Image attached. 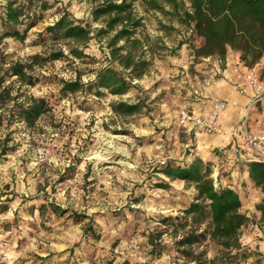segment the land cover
Wrapping results in <instances>:
<instances>
[{
  "label": "rangeland",
  "instance_id": "374dc122",
  "mask_svg": "<svg viewBox=\"0 0 264 264\" xmlns=\"http://www.w3.org/2000/svg\"><path fill=\"white\" fill-rule=\"evenodd\" d=\"M47 1L49 8L23 41L5 37L0 42L8 62H29L33 54L58 49L67 54L34 64L29 70L36 78L32 85L15 76L5 82L13 95L21 93L19 99L43 96L48 107L29 126L16 117L7 121L0 103V264H172L171 254L151 257L146 233L158 217L178 213L196 195L192 185L171 180L159 169L168 160L197 158L186 153L189 137L178 113L197 95L195 64L203 58H194L193 47L202 39L170 14L167 2L158 0L164 10H157L147 0L134 1L141 24L134 34L140 44L133 49L147 59L145 72L131 78L132 88L124 94L105 89L98 96L88 89L62 93L61 80L79 75L85 83L104 65L121 68L110 63L108 35L92 37L76 58L66 41L45 34L63 9L74 22H89L94 34L100 22L91 18L93 0ZM4 3L0 0V6ZM117 101H139L142 108L124 115L112 109ZM208 163L213 180L226 185L230 171ZM161 181L167 186H157ZM257 204L239 230L249 255L226 264H264V219ZM51 205L64 212H53ZM73 213L87 216L77 221ZM88 217L97 238L83 233ZM215 250L208 245L207 255Z\"/></svg>",
  "mask_w": 264,
  "mask_h": 264
},
{
  "label": "trees",
  "instance_id": "16d2710c",
  "mask_svg": "<svg viewBox=\"0 0 264 264\" xmlns=\"http://www.w3.org/2000/svg\"><path fill=\"white\" fill-rule=\"evenodd\" d=\"M93 1L91 18L100 22L94 34L89 22H74L64 9L52 24L45 27V34L54 41H66L69 54L76 58L83 55V47L92 37L108 35L106 45L110 63H116L121 69L113 64L104 65L97 70L93 80L85 83L79 75L61 80L60 90L62 93H75L88 89L98 96L105 89L111 94H124L132 88L131 78L141 77L148 63L133 49L140 44V39L134 35L141 24V18L133 11V2L137 0ZM163 1L171 5L170 14L177 16L179 23L202 39L198 46L193 47L195 59L216 56L224 61L227 51L233 50L239 52V59L245 66L253 67L264 57V0ZM147 3L151 9L164 10L158 0H147ZM48 8L47 0H5L0 6V42L5 37L23 41ZM120 41L124 43L119 44ZM66 56L58 49L48 55L33 54L29 56V62H8L0 47V103L6 107L7 121L16 117L32 126L46 112L48 104L43 96L29 95L19 99L21 93L13 95L6 80L15 76L17 81L32 85L36 78L29 70L34 64L41 66L47 60ZM125 72L130 75L129 79ZM111 107L118 113L132 115L139 113L142 105L139 101H117ZM245 164L248 181L260 189L262 197L255 209L264 219V161L250 158ZM159 170L171 180H182L192 185L196 195L178 213L158 217L155 225L147 229L151 257H159L165 252L171 254L172 264H226L236 258H247L249 249L239 239V230L247 221L246 215L240 211L242 201L227 184L222 185L217 179L214 185L209 163L199 157L180 163L168 160ZM157 186L164 188L167 183L161 181ZM51 210L60 214L64 212L54 205H51ZM72 216L82 221L87 215L73 213ZM92 223V218L88 217L83 233L97 238L99 233ZM210 244L216 247L211 257L207 255Z\"/></svg>",
  "mask_w": 264,
  "mask_h": 264
},
{
  "label": "crops",
  "instance_id": "0c3cea01",
  "mask_svg": "<svg viewBox=\"0 0 264 264\" xmlns=\"http://www.w3.org/2000/svg\"><path fill=\"white\" fill-rule=\"evenodd\" d=\"M253 67L264 79V57ZM195 68L200 76L196 89H193L197 95L186 110L194 115H204L214 101H225V108L218 118L222 132H204L197 139L200 157L204 162H211L215 169L230 171L226 175V184L238 193L242 201L240 211L248 216L253 212L254 205L260 202L262 195L260 189L248 181L245 159L241 157V117L252 98L250 95L238 94L232 85L242 81L245 65L239 59V52L228 50L224 61L207 57L196 63ZM248 125L254 132L264 130V100L251 107ZM183 131L188 135L185 129Z\"/></svg>",
  "mask_w": 264,
  "mask_h": 264
},
{
  "label": "built area",
  "instance_id": "2783aa9c",
  "mask_svg": "<svg viewBox=\"0 0 264 264\" xmlns=\"http://www.w3.org/2000/svg\"><path fill=\"white\" fill-rule=\"evenodd\" d=\"M233 89L240 95H250L251 101L241 117L242 127V150L241 154L245 161L247 159H257L264 161V130L254 132L248 125L250 109L253 105L264 100V79L254 67L245 66V73L240 83L232 85ZM225 108L224 100H216L208 113L204 115H194L186 109H181L178 113L180 125L188 133V141L185 150L191 157H199L200 152L197 148L198 137L206 133L219 134L222 132L218 124L221 111ZM217 184L214 178V185Z\"/></svg>",
  "mask_w": 264,
  "mask_h": 264
}]
</instances>
